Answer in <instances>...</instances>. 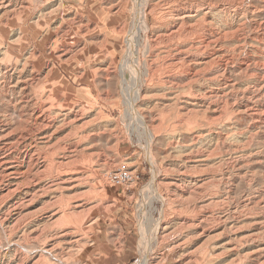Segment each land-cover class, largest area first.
Masks as SVG:
<instances>
[{
	"label": "rangeland",
	"instance_id": "1",
	"mask_svg": "<svg viewBox=\"0 0 264 264\" xmlns=\"http://www.w3.org/2000/svg\"><path fill=\"white\" fill-rule=\"evenodd\" d=\"M139 2L0 0V264H264V0Z\"/></svg>",
	"mask_w": 264,
	"mask_h": 264
},
{
	"label": "bare ground",
	"instance_id": "2",
	"mask_svg": "<svg viewBox=\"0 0 264 264\" xmlns=\"http://www.w3.org/2000/svg\"><path fill=\"white\" fill-rule=\"evenodd\" d=\"M137 1V6H136V19H135V25H134V29H133V32H132V34H131V36H130V38H129V43H130V47L131 46H134L133 44H134V40L136 39V38H138L139 37V33H140V26H144V27H147V21H146V15H145V9H144V6L141 4V2H139V0H136ZM145 2V1H144ZM209 11V10H208ZM212 11V10H211ZM195 13H197V12H195ZM184 14V13H183ZM191 15V14H190ZM203 15V14H202ZM205 15V14H204ZM192 16V15H191ZM201 16V15H200ZM180 17V16H179ZM183 17V16H182ZM197 17H198V15H197ZM184 19V18H183ZM188 19V18H187ZM181 20V19H180ZM186 20V19H185ZM195 20V19H194ZM187 21V20H186ZM185 23V22H184ZM183 24V23H182ZM200 24V23H199ZM179 25V24H178ZM196 25V24H195ZM180 28H182V26L180 27ZM189 29V28H188ZM187 29V30H188ZM184 30H186V29H184ZM184 30H181V31H184ZM194 30V29H193ZM179 28H178V30H177V32L179 33ZM185 32V31H184ZM191 32V31H190ZM188 33V32H187ZM192 33V32H191ZM172 34H174V33H172ZM199 34V33H198ZM177 35V34H176ZM180 35V34H179ZM182 35V34H181ZM187 35V34H186ZM186 35H185V37H186ZM183 36H184V34H183ZM173 38V37H172ZM197 38V37H196ZM176 40V39H175ZM195 43V42H194ZM184 47V46H183ZM130 49V48H129ZM181 50V49H180ZM197 51V50H196ZM179 52V51H178ZM133 57H135V54L133 53V51H131V56L129 57V60H127V64H126V66H124L123 67V69H122V75H123V83L122 84H124V96H125V98L128 100H130L131 101V103H130V109H128V116L130 117H134V118H136L137 120V123L139 122V123H141L142 125L141 126H143L144 127V125H146L145 124V121H144V118L142 117V116H139L138 114H137V112H136V108H135V104L133 105V103L137 100V97H138V91H136L137 93L136 94H131L130 92H131V89L132 88H130L129 86V82L126 80V78L124 77V75H125V72H127V71H131V72H133V75H134V77H133V81H134V85H137L140 81V79H139V73H138V69H136L135 67H137V66H134L133 64L135 63L136 64V62H134V60H133ZM139 63V62H138ZM189 63V62H188ZM105 67V66H104ZM173 70V69H172ZM190 73V72H189ZM197 73V72H196ZM195 74V73H194ZM128 94V95H127ZM130 94V95H129ZM129 101V102H130ZM129 104V103H128ZM138 123V125L140 126V124ZM148 127V126H147ZM146 133H147V135H148V137L149 138H151V133H149V131H148V129L146 128ZM82 138V137H81ZM85 138V137H84ZM83 138V139H84ZM80 143V142H79ZM149 147V146H148ZM150 148H151V143H150V147H149V150H150ZM148 150V151H149ZM150 152V151H149ZM92 154V153H91ZM148 154V153H147ZM151 155H150V153H149V157H150ZM151 159H152V156H151ZM150 159V160H151ZM154 162V161H153ZM156 164V163H155ZM156 178V177H155ZM154 180V179H153ZM154 182V181H153ZM155 183V182H154ZM154 185L153 184H149V185H147L145 188H146V190H147V192L148 191H150V190H152L154 187H153ZM145 190V191H146ZM156 190V189H155ZM155 193V192H154ZM153 193H151V195H152ZM150 195V196H151ZM147 196H148V194H147ZM154 196V195H153ZM152 196V197H153ZM160 196V195H159ZM161 197V196H160ZM149 198H151V197H149ZM178 198V197H177ZM153 199V198H152ZM158 200V199H157ZM151 207V206H150ZM145 217V216H144ZM156 227H158V225L156 226ZM155 229V228H154ZM157 229V228H156ZM146 230V229H145ZM145 235H146V233H145ZM146 237V236H145ZM144 242H146V241H144ZM147 243V242H146ZM147 245V244H146ZM145 249H147L146 247H145ZM146 253V252H145ZM146 258V257H145ZM143 264H149V262H148V260H145L144 261V263Z\"/></svg>",
	"mask_w": 264,
	"mask_h": 264
},
{
	"label": "built area",
	"instance_id": "3",
	"mask_svg": "<svg viewBox=\"0 0 264 264\" xmlns=\"http://www.w3.org/2000/svg\"><path fill=\"white\" fill-rule=\"evenodd\" d=\"M109 181L118 186H129L134 184L135 178L128 170L119 168L109 175Z\"/></svg>",
	"mask_w": 264,
	"mask_h": 264
},
{
	"label": "crops",
	"instance_id": "4",
	"mask_svg": "<svg viewBox=\"0 0 264 264\" xmlns=\"http://www.w3.org/2000/svg\"><path fill=\"white\" fill-rule=\"evenodd\" d=\"M104 72H105L106 74H108V73H107V70H104V71H102L101 73L105 74ZM80 78L82 79V77H80Z\"/></svg>",
	"mask_w": 264,
	"mask_h": 264
}]
</instances>
